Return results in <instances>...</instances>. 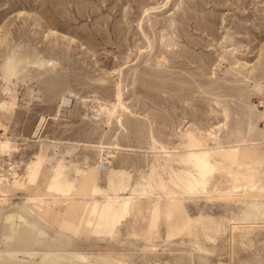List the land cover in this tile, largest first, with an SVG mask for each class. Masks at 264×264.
Masks as SVG:
<instances>
[{
    "label": "rangeland",
    "instance_id": "374dc122",
    "mask_svg": "<svg viewBox=\"0 0 264 264\" xmlns=\"http://www.w3.org/2000/svg\"><path fill=\"white\" fill-rule=\"evenodd\" d=\"M116 86L127 111L120 108L106 126L105 113L96 116L94 109L116 102ZM263 98L264 0H0V138L17 149L0 155L3 190L13 186L11 168L21 177L38 152L40 189L58 159L73 185L79 184L76 170L96 161L100 171L123 174L118 187L145 184L152 170L166 181L184 166L155 161L151 135L180 152L182 132L204 133L221 124L214 130L223 145L255 143L251 149L264 153V122L256 121ZM250 121L256 124L252 134ZM249 161L241 153L237 163L219 164L207 192L184 200L182 211L166 207L168 194L157 188L138 202L146 219L151 199L158 198L154 207L171 209L177 228L186 216L239 222L246 244L232 258L230 240L196 245L194 237L177 235L161 220L153 236L136 210L110 237L77 234L71 230L77 219L40 226L49 235L71 237L73 247L97 264H141L144 255L175 264L188 252V264H264V215L257 212L264 204L251 208L218 197L230 186L227 171L233 175ZM96 179L106 186V174L98 172ZM256 186L264 188V175ZM26 189L0 196V233H6L2 216L10 207L34 216Z\"/></svg>",
    "mask_w": 264,
    "mask_h": 264
},
{
    "label": "bare ground",
    "instance_id": "6f19581e",
    "mask_svg": "<svg viewBox=\"0 0 264 264\" xmlns=\"http://www.w3.org/2000/svg\"><path fill=\"white\" fill-rule=\"evenodd\" d=\"M116 89V102L108 103V105L100 103L94 109L96 116H99L100 113H105L104 122L106 126L111 123L112 119L117 118L120 108L127 111L120 101V89L118 87ZM257 112L256 121L264 122V110L261 109V111ZM221 126L222 124L216 125L211 128L213 130L209 129L204 133L199 130L196 132L185 130L181 133L182 138L185 139V145L180 152L176 150L168 151L163 144L158 143L151 135L150 149L154 154L155 161L158 163L162 161L168 167L170 161L184 166L177 172L171 171L170 178L166 181H162L160 176L156 178V172L152 170L145 184H136L134 187L130 185L118 187L117 181L123 179V174L113 169L110 170L109 167L105 171H100V165L96 161L84 170H76L79 184L73 185L72 181L66 179V166L61 163L62 160L58 159L59 163L52 168V173L45 179L44 189H40L36 185L43 160V155L40 152L36 153L32 160L28 162L21 177L11 168L13 171L11 173L13 186L7 190L1 189L3 178L0 177V196H5L7 192L19 186L21 188L27 187L26 190L30 191L32 196L27 205L34 216L28 219L23 213L18 212L14 206L10 207L8 213L2 216L3 223L6 226V233H0L1 246L3 247H0V264H97L90 261L86 253L73 247L74 244L71 241V237L49 235L40 225L42 223L44 226L49 223L58 224L61 220L77 219L78 223L76 225L78 226L71 229L75 230L77 234L85 237L97 235L110 237L114 228L127 221L136 210L142 222L146 223V232L151 230L152 235L155 236L157 224L160 220L165 225H171L172 211L171 209H165L160 212L153 205L158 203V198L151 199L148 217L145 219L140 213L139 198L146 196L148 190L157 188L168 194L166 207L171 206L177 211H182L184 200H193L197 194L207 192V185L213 179L214 172L219 164L237 163L241 153H248L250 161L246 162L245 166L241 165L242 168L233 173V175L227 171L230 186L226 192L219 190L218 197L232 201L238 200L242 206L251 208L257 207L260 203L264 204V188L256 186L258 177L264 175V153L251 149L255 143L244 147L240 145H223L216 137L214 130L220 129ZM255 130L256 124L250 121L247 132L252 134ZM262 131L264 132V129ZM205 135H207V138L212 137L214 139L213 144L206 142ZM11 150L17 151L16 148L12 147L8 138H0V155H9ZM253 151L255 152L253 153ZM98 172L106 174V186L103 188L98 186L96 181ZM113 176L116 177V180L112 179ZM4 180L8 182L7 179ZM170 187H175V189ZM246 187L249 190H246ZM214 190L216 191L217 189L214 188ZM118 191L126 194V196L118 197L116 194ZM133 194H137L138 197H134ZM4 200V198H0V203L4 202ZM58 201L63 204L62 209L53 210L50 207V203L56 204ZM257 212L264 215V210H257ZM203 220L200 216L193 219L186 216L179 228L173 224L171 227L176 231L177 235L194 237V244L196 245L199 242L209 244L216 240H230V248L228 247V250H231V258L239 249L244 248L246 244V238L242 233L244 226L238 225L239 222L236 223V221L234 223L232 219L225 217H219L207 222ZM165 233L168 236L171 235L169 232ZM120 256L130 259V257ZM190 256V252L179 254L175 257L174 263L188 264ZM141 264L169 263L160 256L146 257L144 255L141 259Z\"/></svg>",
    "mask_w": 264,
    "mask_h": 264
},
{
    "label": "built area",
    "instance_id": "2783aa9c",
    "mask_svg": "<svg viewBox=\"0 0 264 264\" xmlns=\"http://www.w3.org/2000/svg\"><path fill=\"white\" fill-rule=\"evenodd\" d=\"M260 107L262 108V110H264V98L262 99V101L259 103Z\"/></svg>",
    "mask_w": 264,
    "mask_h": 264
}]
</instances>
